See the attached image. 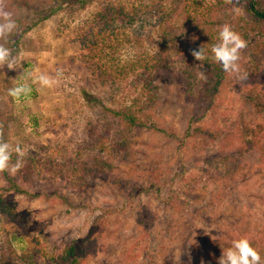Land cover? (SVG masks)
<instances>
[{
	"label": "rangeland",
	"instance_id": "374dc122",
	"mask_svg": "<svg viewBox=\"0 0 264 264\" xmlns=\"http://www.w3.org/2000/svg\"><path fill=\"white\" fill-rule=\"evenodd\" d=\"M112 1L123 0H32L24 15L14 18L22 23L16 30L20 42L12 49L16 70L0 71V131L12 149L22 147L25 157L12 176L18 186L11 187L0 174L5 202L0 201V264H197L206 243L222 230L264 231L263 206L254 199L264 193L259 164L264 162V21H255L247 0L239 5L156 0L180 13L199 4L213 33L231 25L247 41L239 62L246 78L226 73L212 106L192 103L172 80L147 116L170 135L129 132L110 109L132 105L133 97L141 96L139 86L135 79L108 83L94 72L104 63L91 66L89 60L87 37L93 28L101 32L94 15ZM139 16L135 29L146 26L147 47L157 53L162 46L158 16ZM178 16L167 38L185 33L188 21ZM210 35L219 42V33ZM194 37L172 38L173 49H188ZM126 48L118 52L122 65L130 53ZM33 68L60 73L59 82L43 91L32 84L31 94L16 102L8 89L24 82L21 75ZM229 137L237 152L244 151L236 155L241 163L232 160L218 169L219 160L232 155ZM128 144L137 153L120 165L121 157L114 155H123ZM97 170H103L102 177L93 174ZM245 178L250 180L241 186ZM143 182L150 184L148 190L135 196L133 189Z\"/></svg>",
	"mask_w": 264,
	"mask_h": 264
},
{
	"label": "trees",
	"instance_id": "16d2710c",
	"mask_svg": "<svg viewBox=\"0 0 264 264\" xmlns=\"http://www.w3.org/2000/svg\"><path fill=\"white\" fill-rule=\"evenodd\" d=\"M52 1L58 4L70 3L74 4L76 0H45ZM143 1V0H142ZM137 1V0H123L116 2L105 3L100 6L98 11L94 15V22L96 27L100 29V34L95 33L96 28H93L91 36H88V48L90 49V65L97 60H100L104 65H98L95 69V73L102 79L107 80L108 83L113 84L114 86L126 85L131 80L135 79V83L139 86L141 96L133 97L132 105L126 106L122 109H110V112L113 114V117L119 119L129 132H138L142 130H148L150 132H159L162 134L170 135L168 129L160 126L158 123H149L148 111L153 110L152 106L156 105L158 100L159 91L161 88L168 86L172 80H175L177 84L182 87L185 91V97L190 99L192 103L196 105H201L202 102L207 103L208 106H212L216 100L217 93L219 92V87L223 83L226 73L223 71L221 65L214 61L211 54V46L218 43L214 40H211L215 33H219V30L215 33L211 29L206 28L211 19L207 14H203L200 11L199 4L193 8V5L190 7H183L182 13L178 10H174V7H166L163 2L156 3V0H153L152 4H146V2ZM185 5L191 0H186ZM193 3L195 2L192 0ZM248 8L251 12V15L257 22L264 21V0H247ZM32 0H5V5L8 11L13 14V18L17 15H24V10L32 6ZM195 4V3H194ZM184 5V6H185ZM143 14L146 18L153 15L154 17L158 16L159 25L158 33L162 39V46L160 50L156 53L150 52L148 49L149 44L147 40V35L145 31L146 26H141L140 30L135 29V26L140 21V16ZM182 14L185 16L184 19H187V27L185 33L180 35L170 36L172 26L171 23L175 19L180 18L178 15ZM156 15V16H155ZM141 22V21H140ZM17 24H22L17 22ZM95 29V30H94ZM157 29V27H156ZM27 30V29H26ZM144 30V32H143ZM153 31V27L151 29ZM97 32V31H96ZM157 32V30L153 31ZM245 34H250V30H246ZM195 36L194 42L186 50H174L171 39H180L183 36ZM20 38H18V32H14L13 35L7 41H0L6 47L15 49ZM211 43V44H210ZM201 45H204L206 49V59L202 62L196 61L194 57L190 54L192 49L198 48ZM130 50L127 61L119 59L118 52L122 51L123 48ZM185 55V58L181 61ZM99 58V59H98ZM178 64H182L179 66ZM204 72V79L201 78L200 73ZM106 83V84H108ZM159 83V85H158ZM162 86V87H161ZM141 87V89H140ZM122 88V87H121ZM89 96V95H88ZM145 97V100H144ZM187 134H190V126L188 127ZM232 136V135H229ZM230 138V137H229ZM232 145L231 156H226V160H219L218 169L224 167L227 168L231 165L232 160L240 161L241 157L244 154V151L237 152L234 148V141L230 138ZM122 153H116L114 157H121V163L127 161L131 162L137 150L132 148L130 144L123 147ZM239 154L241 157H236ZM240 163L235 167L236 172L240 168ZM264 162H260L259 164ZM110 166V165H109ZM116 167V165L114 164ZM118 169L113 171L117 173ZM230 171V170H229ZM99 173V177H102L101 171H94L93 174ZM104 173V172H103ZM261 172H258V174ZM3 178L8 181L11 187L18 186L17 181L12 175H9L7 172L2 174ZM105 176V174H104ZM117 176V175H115ZM239 178V177H238ZM152 176L149 175L147 179L150 181ZM145 180V183L146 181ZM250 178L242 179L239 184L243 186L246 181H249ZM102 181H105L102 179ZM129 182V181H128ZM143 182L142 187L134 188L133 190L138 194H144L148 190V187H145ZM10 187V188H11ZM2 188V187H0ZM8 190V189H6ZM263 194V195H261ZM254 199H259V203L263 206L264 211V193L254 194ZM4 195L0 194L1 204H5ZM264 228V227H263ZM241 238H247L253 248H255L262 258V264H264V231L258 229V227H250L249 230L243 231L238 228H233V230H222L218 239L208 241L206 246L202 249V256L199 257V262L201 264V259L204 264H218V260L222 255V251L231 247L234 240ZM211 244V245H210ZM75 248L70 247V251ZM74 264H79L77 261H74Z\"/></svg>",
	"mask_w": 264,
	"mask_h": 264
},
{
	"label": "clouds",
	"instance_id": "9594fccd",
	"mask_svg": "<svg viewBox=\"0 0 264 264\" xmlns=\"http://www.w3.org/2000/svg\"><path fill=\"white\" fill-rule=\"evenodd\" d=\"M226 3L239 5V0H225ZM233 12L241 14L242 9L239 6L233 7ZM17 30V23L13 14L7 10L5 0H0V41H7ZM195 39V38H194ZM245 41L239 33L234 31L231 25L225 23L219 30V42L211 46V54L215 62L219 63L223 71L227 74H236L240 79L246 78V73L241 74L240 60L242 52L247 48ZM12 49L0 43V71L5 67L10 70H16V57L12 54ZM190 54L196 61L202 62L206 59V49L204 45L192 49ZM35 78L33 79V75ZM60 73L55 76L41 73L38 68L26 70L21 75L24 82L8 89V96L16 102L22 98L28 97L32 92V84L38 86L43 91L51 89L59 82ZM202 79L206 78L204 72L200 73ZM31 81V83H29ZM13 151L16 159L13 162ZM25 151L17 145L12 149L4 140L3 132L0 131V174L7 172L15 176L23 167ZM191 259V258H189ZM201 264H204L201 260ZM218 264H262V258L258 251L253 248L247 238L234 240L231 247L222 251Z\"/></svg>",
	"mask_w": 264,
	"mask_h": 264
}]
</instances>
